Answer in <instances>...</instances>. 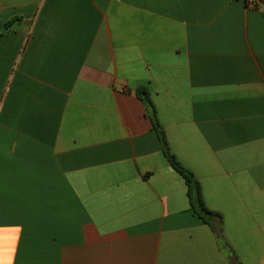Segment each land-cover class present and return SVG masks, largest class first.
Here are the masks:
<instances>
[{"label": "crops", "instance_id": "crops-1", "mask_svg": "<svg viewBox=\"0 0 264 264\" xmlns=\"http://www.w3.org/2000/svg\"><path fill=\"white\" fill-rule=\"evenodd\" d=\"M251 1L0 0V264H264Z\"/></svg>", "mask_w": 264, "mask_h": 264}, {"label": "trees", "instance_id": "trees-1", "mask_svg": "<svg viewBox=\"0 0 264 264\" xmlns=\"http://www.w3.org/2000/svg\"><path fill=\"white\" fill-rule=\"evenodd\" d=\"M12 25H13L12 22L7 24L6 32H8L11 29ZM3 36L4 35H0V39ZM140 94L144 96V99L146 100V102L149 104L151 108V112L153 113V119H154L153 120L154 129L156 130L158 137L163 145L164 152L169 160L171 167L185 180V182L188 185L189 197H190L192 209L195 211V213L199 215V217H201L203 220L206 221L207 217L213 216L214 213L209 211L207 207L205 206V203L202 197V190H201L200 183L195 179L194 175L190 171L185 169L178 162L176 157L170 153L168 145H167L165 133L163 131V128L161 127V125L156 119L155 109L149 98L148 93L145 90H141Z\"/></svg>", "mask_w": 264, "mask_h": 264}, {"label": "built area", "instance_id": "built-area-1", "mask_svg": "<svg viewBox=\"0 0 264 264\" xmlns=\"http://www.w3.org/2000/svg\"><path fill=\"white\" fill-rule=\"evenodd\" d=\"M264 0H252L251 3H250V6L251 7H258L260 4H262Z\"/></svg>", "mask_w": 264, "mask_h": 264}, {"label": "clouds", "instance_id": "clouds-1", "mask_svg": "<svg viewBox=\"0 0 264 264\" xmlns=\"http://www.w3.org/2000/svg\"><path fill=\"white\" fill-rule=\"evenodd\" d=\"M9 264H11V262H9Z\"/></svg>", "mask_w": 264, "mask_h": 264}]
</instances>
